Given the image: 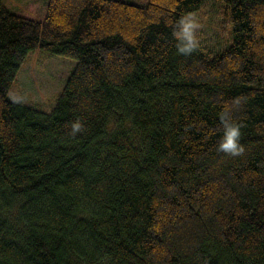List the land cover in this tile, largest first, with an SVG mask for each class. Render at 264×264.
Listing matches in <instances>:
<instances>
[{
    "label": "trees",
    "instance_id": "trees-1",
    "mask_svg": "<svg viewBox=\"0 0 264 264\" xmlns=\"http://www.w3.org/2000/svg\"><path fill=\"white\" fill-rule=\"evenodd\" d=\"M223 2L232 43L185 56L204 0H0V264H264V0ZM36 47L76 60L50 110L8 96Z\"/></svg>",
    "mask_w": 264,
    "mask_h": 264
},
{
    "label": "rangeland",
    "instance_id": "rangeland-1",
    "mask_svg": "<svg viewBox=\"0 0 264 264\" xmlns=\"http://www.w3.org/2000/svg\"><path fill=\"white\" fill-rule=\"evenodd\" d=\"M144 3L146 0H132ZM13 11L37 20L44 19L47 0H3ZM223 0H204L191 16L199 25L196 36L206 51L218 53L233 41L232 24L223 11ZM76 60L36 47L29 52L21 65L12 86L10 99L29 104L42 110H50L66 84Z\"/></svg>",
    "mask_w": 264,
    "mask_h": 264
},
{
    "label": "clouds",
    "instance_id": "clouds-1",
    "mask_svg": "<svg viewBox=\"0 0 264 264\" xmlns=\"http://www.w3.org/2000/svg\"><path fill=\"white\" fill-rule=\"evenodd\" d=\"M199 25L191 16H181L173 25L172 36L175 40L176 51L185 56H190L199 47V41L196 31ZM235 103H239L236 101ZM219 121L223 126V134L216 150L231 156H239L245 151L241 142L242 122L234 120L231 116V108L226 109L219 117ZM84 125L79 119L74 120L70 124L71 135L79 134Z\"/></svg>",
    "mask_w": 264,
    "mask_h": 264
}]
</instances>
